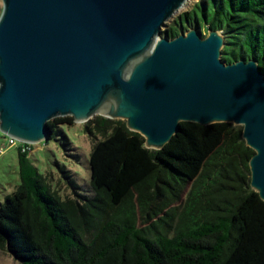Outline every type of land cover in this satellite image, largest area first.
<instances>
[{"label":"trees","instance_id":"obj_1","mask_svg":"<svg viewBox=\"0 0 264 264\" xmlns=\"http://www.w3.org/2000/svg\"><path fill=\"white\" fill-rule=\"evenodd\" d=\"M221 31L226 62L258 60L264 73V0H199L164 33ZM47 123L66 157L80 160L64 126ZM91 181L40 171L18 148L20 183L0 204V247L20 264H264V202L251 187L242 125L181 122L163 148H148L126 121L85 123Z\"/></svg>","mask_w":264,"mask_h":264},{"label":"water","instance_id":"obj_2","mask_svg":"<svg viewBox=\"0 0 264 264\" xmlns=\"http://www.w3.org/2000/svg\"><path fill=\"white\" fill-rule=\"evenodd\" d=\"M188 0H3L0 130L48 141L47 123L95 115L126 121L160 149L181 122L242 125L251 187L264 202V73L223 60L225 35L163 32Z\"/></svg>","mask_w":264,"mask_h":264},{"label":"rangeland","instance_id":"obj_3","mask_svg":"<svg viewBox=\"0 0 264 264\" xmlns=\"http://www.w3.org/2000/svg\"><path fill=\"white\" fill-rule=\"evenodd\" d=\"M199 0H188L183 8L178 9L171 19L168 20V25L172 23L179 14H183L186 11L193 9L195 3ZM3 0H0V15L2 12ZM168 29V26L163 27V32ZM199 31L204 35L207 34L206 29L203 26H199ZM95 115L93 118H96ZM87 123V122H86ZM85 123H74L64 126L69 139L76 148V153L79 154L80 160L68 158L64 154V150L60 146L59 142L55 139L48 141H41L38 143H30L33 150L29 156L33 163L39 168L40 171H58V165L64 166L67 169L73 171L77 182L84 189L89 186L91 181V171L89 166V155L92 149V143L89 139V135L85 130ZM7 144V136L0 130V145ZM18 148L16 145L7 146L3 154L0 153V204L5 202L7 194L12 193L17 185L20 183L19 174V158ZM0 264H20L19 261L13 257V255L7 250L0 247Z\"/></svg>","mask_w":264,"mask_h":264},{"label":"built area","instance_id":"obj_4","mask_svg":"<svg viewBox=\"0 0 264 264\" xmlns=\"http://www.w3.org/2000/svg\"><path fill=\"white\" fill-rule=\"evenodd\" d=\"M13 145H16L17 148H21L22 151L32 150L30 143L19 141L12 136H7V144L6 146L2 144L0 145V153L3 154L7 146H13Z\"/></svg>","mask_w":264,"mask_h":264}]
</instances>
